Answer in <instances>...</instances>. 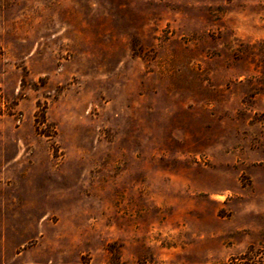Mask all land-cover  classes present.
Masks as SVG:
<instances>
[{"label":"rangeland","instance_id":"374dc122","mask_svg":"<svg viewBox=\"0 0 264 264\" xmlns=\"http://www.w3.org/2000/svg\"><path fill=\"white\" fill-rule=\"evenodd\" d=\"M264 264V0H0V264Z\"/></svg>","mask_w":264,"mask_h":264},{"label":"trees","instance_id":"16d2710c","mask_svg":"<svg viewBox=\"0 0 264 264\" xmlns=\"http://www.w3.org/2000/svg\"><path fill=\"white\" fill-rule=\"evenodd\" d=\"M234 264H237V263H234ZM242 264V263H241Z\"/></svg>","mask_w":264,"mask_h":264}]
</instances>
